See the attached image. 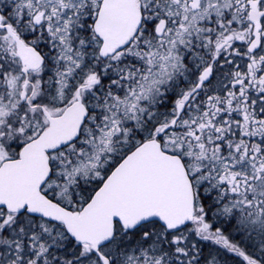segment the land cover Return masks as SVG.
<instances>
[{"label": "snow or ice", "instance_id": "1", "mask_svg": "<svg viewBox=\"0 0 264 264\" xmlns=\"http://www.w3.org/2000/svg\"><path fill=\"white\" fill-rule=\"evenodd\" d=\"M0 264H264V0H0Z\"/></svg>", "mask_w": 264, "mask_h": 264}]
</instances>
